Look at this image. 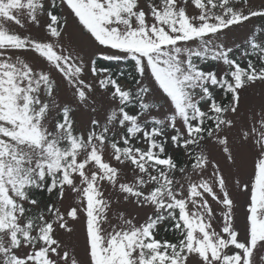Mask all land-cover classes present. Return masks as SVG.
<instances>
[{
	"label": "snow or ice",
	"instance_id": "snow-or-ice-1",
	"mask_svg": "<svg viewBox=\"0 0 264 264\" xmlns=\"http://www.w3.org/2000/svg\"><path fill=\"white\" fill-rule=\"evenodd\" d=\"M190 8L196 11L190 14ZM59 9L78 21L99 59L133 62L135 89L97 69L95 60L86 68L63 41L67 19ZM253 18L264 21V3L0 0V264H254V253L264 259V108L240 130L241 146L255 159L253 179L242 186L250 195L243 236L234 226L225 177L203 150L213 140L235 162L226 134L235 124L228 114L237 113L241 90L264 83V36L246 38L240 53L245 66L235 55L237 46L222 37ZM13 27L42 28L44 37ZM29 53L42 66L30 63ZM209 61L225 71L218 76L201 67ZM86 71L97 78L95 85L84 78ZM54 72L78 105L89 106L98 87L113 106L80 127L72 106L57 99ZM145 79L163 94L167 112L153 105ZM169 147L186 160L179 163ZM69 191L77 194V204L62 211ZM112 192L117 203L150 214L137 226L121 213L120 225L105 231ZM41 193L55 198L43 201ZM210 200L219 206V221ZM81 213L85 260L71 256L57 235L71 232L68 218L75 221ZM161 231L175 239L160 237Z\"/></svg>",
	"mask_w": 264,
	"mask_h": 264
},
{
	"label": "rangeland",
	"instance_id": "rangeland-1",
	"mask_svg": "<svg viewBox=\"0 0 264 264\" xmlns=\"http://www.w3.org/2000/svg\"><path fill=\"white\" fill-rule=\"evenodd\" d=\"M254 3L256 6H259L261 3H264V0H254ZM194 11L196 10L192 8L189 9L190 14H192ZM58 13L62 17H65L67 19V25L63 30V41L71 45L76 51L79 52L80 58L85 62V66L87 68L90 61L99 57L97 46L89 38V35L86 32L82 31V28L79 25L78 21H76V19L72 15H70L66 9H59ZM262 28H264V21H262L261 18H253L251 21L245 22V24L242 26H233L231 30H225L227 34L222 37V40H224L225 43L229 46H237L234 47L236 57L245 61L246 57H241L240 53L244 48L247 47L245 43L246 38L251 36L254 32L259 33L257 39H259L260 36H264V31H261ZM12 30L17 31L22 35L30 34L32 37L37 39H43L44 37L42 28L30 27L26 29H19L17 27H13ZM26 59L34 66H42L41 60L36 59L34 54H26ZM108 62H116V64H118L119 66H122L123 63H125L117 61ZM201 67H203L205 70L215 71L218 76L221 75L226 69V66L213 61L203 63L201 64ZM129 71L130 74H132L131 77H136V79L139 78H137L138 75L135 68L132 69L131 65L129 66ZM106 74L108 75L107 72ZM53 77L60 85L57 96L58 101L60 103H68L72 106L74 112L76 113L75 118L80 127L86 126L88 117L90 115L95 116L97 113L103 115L105 110L113 106L110 94L106 93L102 89H99L98 87L91 96L89 106H80L78 105V101L75 99V97H73L70 88H66L62 83L61 75L54 72ZM84 78L87 81L92 82L94 85L96 84L97 78L93 77L90 71H86ZM121 83L125 84L123 81ZM144 84L147 87L153 88L151 97L153 105L161 112H167L169 110V105L168 103H166L165 98L163 97V94L160 92L158 87H155L153 82L148 79L144 80ZM125 85L129 86L128 83H126ZM134 85L135 89L136 83ZM215 94L219 99L220 90H216ZM225 102L227 103L228 100H226ZM92 108L96 109V113L92 112ZM262 108H264V83L257 81L255 84H252L241 90L237 113L228 114V118L232 119L235 124L233 128L226 129V134L229 140L228 146L232 151L235 162L227 158V153L223 151L224 146L213 140L205 141L203 147L204 153L208 157L209 161L217 164L219 166L221 174L225 177L227 189L234 202V226L242 236L248 229V205L250 203L249 192L243 191L242 186L245 183L250 184L253 179L255 159L254 153L241 146L240 130L242 127H247L253 115L258 113ZM224 134L225 133H221L222 136ZM168 152L169 154L173 155L179 163H183L186 160V157L181 150H174L169 147ZM210 172L211 169L206 171L204 173V176L208 177L210 175ZM193 178L195 179L196 177ZM105 187V195L108 196L111 189L107 185ZM76 196V193H72L70 191L67 192L61 210L63 211L69 205L75 206L77 204ZM111 196V209L108 212L109 222L105 223L103 226L105 231H111L110 225L113 227H118L120 225L121 221L119 219V216L121 213H123L126 218H134V223H136L137 226L144 222L147 214H150L149 209H138L131 204L123 202L122 200L117 203V200H119V196L115 192H112ZM54 198L55 194L51 198H45L44 201H48L49 199ZM210 203H212V207L217 213V220L219 221V206L214 202H211V200ZM68 220L69 227L72 228V231L66 232L64 230H58V238L69 250L71 256L75 257L78 260H85L87 258L86 217L83 213H81L79 214L77 220L73 221L70 218H68ZM214 226L217 227V230H219L218 223L214 224ZM253 259L254 264H264V259H260V254L258 253H254Z\"/></svg>",
	"mask_w": 264,
	"mask_h": 264
},
{
	"label": "trees",
	"instance_id": "trees-1",
	"mask_svg": "<svg viewBox=\"0 0 264 264\" xmlns=\"http://www.w3.org/2000/svg\"><path fill=\"white\" fill-rule=\"evenodd\" d=\"M94 60L96 61L95 67L97 69H107L108 75L114 76L119 82L124 81L125 83H128L130 85L129 87H132L134 89V86H135L134 84H135L137 79H136V77L135 78L131 77L132 74H130V71H129L130 65L132 66V69L134 68L133 62L127 61V62L123 63L122 66H119L118 64H116V62L112 63V62L101 60L99 58H95ZM241 64H243V62H241ZM121 73L123 75H121ZM137 78H138V76H137ZM228 99H230V94H229ZM226 100H224V103H226L225 102ZM129 110L130 111L133 110L132 106H130ZM38 198L43 200V198H44L43 193L39 194ZM160 237H163L165 239H174L175 238L172 233H166L164 231L160 232Z\"/></svg>",
	"mask_w": 264,
	"mask_h": 264
}]
</instances>
